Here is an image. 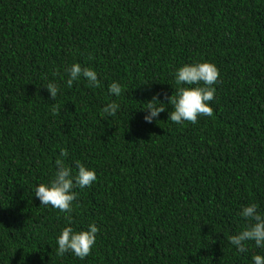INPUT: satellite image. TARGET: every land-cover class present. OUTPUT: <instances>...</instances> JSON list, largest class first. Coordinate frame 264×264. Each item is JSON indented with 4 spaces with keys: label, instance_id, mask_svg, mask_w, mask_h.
<instances>
[{
    "label": "trees",
    "instance_id": "1",
    "mask_svg": "<svg viewBox=\"0 0 264 264\" xmlns=\"http://www.w3.org/2000/svg\"><path fill=\"white\" fill-rule=\"evenodd\" d=\"M203 62L220 73L213 115L175 124L165 95ZM74 63L99 87L69 88ZM58 158L97 175L73 189L71 224L35 196ZM253 203L264 214V0H0V264H253L264 249L229 239ZM93 223L91 255H57L64 227Z\"/></svg>",
    "mask_w": 264,
    "mask_h": 264
},
{
    "label": "clouds",
    "instance_id": "2",
    "mask_svg": "<svg viewBox=\"0 0 264 264\" xmlns=\"http://www.w3.org/2000/svg\"><path fill=\"white\" fill-rule=\"evenodd\" d=\"M67 86L70 88L74 81L81 77L88 81L89 87H99L98 74L96 71L82 67L79 63H74L67 70ZM219 69L212 63L203 62L191 65H184L175 74V83L179 87L175 93L168 97L165 95L173 111L169 114V120L173 123L182 125L185 122L196 124L200 116L211 117L213 108L209 106L215 99L216 87L219 82ZM188 85L193 87H183ZM51 99L56 100L60 91L56 83H48L46 86ZM124 89L118 82L109 85V93L119 97ZM165 104L159 99V94L146 103L145 111L150 114L145 116L147 123H152L162 112L166 111ZM119 105L115 102L107 104L102 109V115L109 117L117 115ZM58 108L53 104V113ZM60 155L67 157L66 149H61ZM57 171L50 185L40 184L35 189V196L39 198L42 206H52L59 212L65 214V219L71 224V214L73 212V202L77 200V193L73 190L76 186L80 188L91 187L97 180L94 170H89L80 162H77L78 173L75 177L72 175V169L65 166L62 159L56 160ZM239 215L247 221V226L237 234L232 235L230 243L236 247L240 253L247 251L246 243L254 242L255 246L264 249V214L258 211V206L253 203L244 206ZM100 229L95 223L89 226L86 231L75 232L72 227L66 226L57 239V255L64 256L66 253H72L80 259H85L91 255ZM253 264H264V255H254Z\"/></svg>",
    "mask_w": 264,
    "mask_h": 264
}]
</instances>
